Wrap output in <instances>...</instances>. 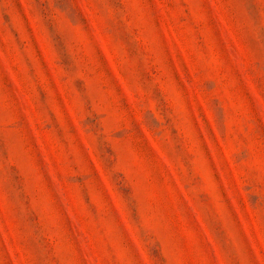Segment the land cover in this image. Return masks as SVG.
<instances>
[{
  "label": "rangeland",
  "instance_id": "obj_1",
  "mask_svg": "<svg viewBox=\"0 0 264 264\" xmlns=\"http://www.w3.org/2000/svg\"><path fill=\"white\" fill-rule=\"evenodd\" d=\"M0 264H264V0H0Z\"/></svg>",
  "mask_w": 264,
  "mask_h": 264
}]
</instances>
